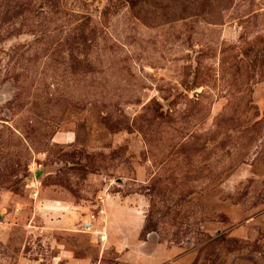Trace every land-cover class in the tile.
Segmentation results:
<instances>
[{
  "label": "rangeland",
  "instance_id": "rangeland-1",
  "mask_svg": "<svg viewBox=\"0 0 264 264\" xmlns=\"http://www.w3.org/2000/svg\"><path fill=\"white\" fill-rule=\"evenodd\" d=\"M0 264H264V0H0Z\"/></svg>",
  "mask_w": 264,
  "mask_h": 264
}]
</instances>
